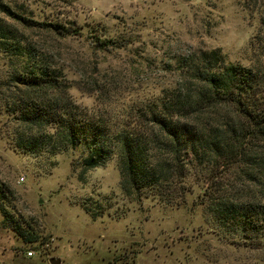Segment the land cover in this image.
<instances>
[{
  "label": "rangeland",
  "instance_id": "1",
  "mask_svg": "<svg viewBox=\"0 0 264 264\" xmlns=\"http://www.w3.org/2000/svg\"><path fill=\"white\" fill-rule=\"evenodd\" d=\"M0 24L58 69L72 101L113 131L145 129L144 105L184 83L182 58L218 50L227 63L255 68L264 49V0H0ZM42 24L73 27L78 35ZM105 39L117 47H99ZM14 66L0 53V200L38 241L24 244L0 214V263L264 264V238L250 247L225 235L203 195L235 181L244 200L264 203L261 175L243 182L235 169L193 170L183 201L171 206L151 196L126 198L116 155L83 173V146L17 153L3 101L15 93L7 82Z\"/></svg>",
  "mask_w": 264,
  "mask_h": 264
},
{
  "label": "trees",
  "instance_id": "2",
  "mask_svg": "<svg viewBox=\"0 0 264 264\" xmlns=\"http://www.w3.org/2000/svg\"><path fill=\"white\" fill-rule=\"evenodd\" d=\"M42 25L60 35H78L73 27ZM113 43L99 40V47H117ZM0 53L15 64L7 81L15 93L3 101L14 125L9 144L17 153L54 155L83 146L78 162L83 173L116 155L126 198L151 196L171 206L183 201L185 179L193 170L235 169L243 182L264 178V49L255 68L227 63L218 50L182 58V86L144 105L140 117L145 129L120 131L77 106L61 72L45 65L36 50L20 44L1 24ZM237 185L234 181L227 191H205V210L225 235L257 247L264 238V203L244 200ZM0 214L24 244L38 241L1 200Z\"/></svg>",
  "mask_w": 264,
  "mask_h": 264
},
{
  "label": "water",
  "instance_id": "3",
  "mask_svg": "<svg viewBox=\"0 0 264 264\" xmlns=\"http://www.w3.org/2000/svg\"><path fill=\"white\" fill-rule=\"evenodd\" d=\"M48 263L49 264H60L61 262L59 259L49 258Z\"/></svg>",
  "mask_w": 264,
  "mask_h": 264
},
{
  "label": "built area",
  "instance_id": "4",
  "mask_svg": "<svg viewBox=\"0 0 264 264\" xmlns=\"http://www.w3.org/2000/svg\"><path fill=\"white\" fill-rule=\"evenodd\" d=\"M20 180H22V178H21ZM33 254H34V253H33L32 251H27V252H26V257L30 258V257L33 256Z\"/></svg>",
  "mask_w": 264,
  "mask_h": 264
},
{
  "label": "crops",
  "instance_id": "5",
  "mask_svg": "<svg viewBox=\"0 0 264 264\" xmlns=\"http://www.w3.org/2000/svg\"><path fill=\"white\" fill-rule=\"evenodd\" d=\"M0 264H4V263H0Z\"/></svg>",
  "mask_w": 264,
  "mask_h": 264
}]
</instances>
